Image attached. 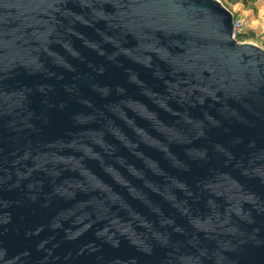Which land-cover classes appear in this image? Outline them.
<instances>
[{
    "label": "water",
    "instance_id": "1",
    "mask_svg": "<svg viewBox=\"0 0 264 264\" xmlns=\"http://www.w3.org/2000/svg\"><path fill=\"white\" fill-rule=\"evenodd\" d=\"M216 0H0V264H264V51Z\"/></svg>",
    "mask_w": 264,
    "mask_h": 264
},
{
    "label": "rangeland",
    "instance_id": "2",
    "mask_svg": "<svg viewBox=\"0 0 264 264\" xmlns=\"http://www.w3.org/2000/svg\"><path fill=\"white\" fill-rule=\"evenodd\" d=\"M234 19L244 21L247 34L252 38L236 41L252 44L264 51V0H216Z\"/></svg>",
    "mask_w": 264,
    "mask_h": 264
},
{
    "label": "built area",
    "instance_id": "3",
    "mask_svg": "<svg viewBox=\"0 0 264 264\" xmlns=\"http://www.w3.org/2000/svg\"><path fill=\"white\" fill-rule=\"evenodd\" d=\"M244 32H246L244 21L233 19V38L236 39L238 35Z\"/></svg>",
    "mask_w": 264,
    "mask_h": 264
},
{
    "label": "trees",
    "instance_id": "4",
    "mask_svg": "<svg viewBox=\"0 0 264 264\" xmlns=\"http://www.w3.org/2000/svg\"><path fill=\"white\" fill-rule=\"evenodd\" d=\"M241 1L246 2L248 0H241ZM249 38H252V36H249V34H247V33H245V34L243 33V34L238 35L236 37V40L240 41V40H246V39H249Z\"/></svg>",
    "mask_w": 264,
    "mask_h": 264
}]
</instances>
